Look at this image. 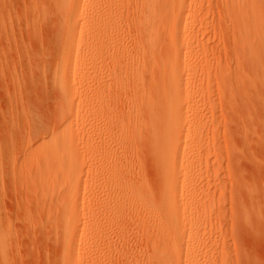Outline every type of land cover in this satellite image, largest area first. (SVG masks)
<instances>
[{
    "label": "rangeland",
    "instance_id": "1",
    "mask_svg": "<svg viewBox=\"0 0 264 264\" xmlns=\"http://www.w3.org/2000/svg\"><path fill=\"white\" fill-rule=\"evenodd\" d=\"M89 1L91 2H87ZM204 1L201 9H195L191 0H185L183 7L189 21L190 40L194 39V54L186 56L188 42H185L182 61L183 65L187 64L186 60L193 63L189 65L192 69L188 70L193 72L195 81L193 80L188 89L182 90V99L188 115L187 121L193 126L197 143L195 142L193 148L187 152L184 166L178 171L181 181L189 183L181 203L179 221L182 226L188 223L193 229V236L187 232L181 254L184 259L188 256L187 244L190 238H193L196 241L195 253L200 254L202 264H264V34H261V31L264 33V24L257 28L246 24V29L243 22L227 14L225 0H210V3L209 0ZM70 2L0 0V231L2 230L5 238L1 243L0 252L4 251L3 256L7 254L5 257L0 256L4 259H0V264L2 261L4 264H65L64 251L68 248L69 241L67 234L72 226L69 221L72 209L65 196L69 195V189L75 183L66 172L71 168L85 170L86 173L93 170L92 174L83 175L78 198L88 202L90 200L95 205L99 204L100 200L102 203L108 193L107 187L103 189L106 188V194L101 191L102 186L107 185L106 181L103 184L102 180L107 174L105 179L109 177V161H113L110 157L114 154H117L118 158L116 155L115 158L122 168L121 173H124L121 180L124 187L126 186L123 193L126 194L128 202L123 201V204L127 202L123 211L125 214L121 215L122 219L117 223L120 226L114 228L116 232L114 229L107 231L109 236L101 237V240L100 235L95 234L99 238L96 237L93 243L91 242L90 256H93L92 259H101L97 258L99 261L91 264H100L102 259L104 263L101 264H158L149 261V258L154 254L155 246H162L164 242L158 241L156 234L153 235L154 223H150V227L144 225L146 214L140 210L135 196H145L150 203L157 202L161 191V176L159 175V179L156 175L160 173L157 167H154L157 164L152 157L150 142H147L150 139L146 138V130H142L147 142L145 145L150 146L152 153L134 133L135 126L140 123L136 121L139 124L135 125V119L130 118L128 114L132 103L136 102H133L137 99L136 96L139 97V90L130 76L133 66L127 62H132L130 59L137 52L134 47L142 19L139 16L140 0H121L124 15L119 26V37L122 33L120 45L122 48L126 47V50L124 49V58L119 60L125 59V63L118 61V66L112 62L115 52L112 42L109 45V42L105 41L100 47V43L98 45V42L87 38L83 45L94 46V49L89 54L82 51L84 58L79 59L66 73L72 83L77 72L84 69L87 73L92 105L89 104L86 112L94 113L95 110L99 111L96 107L98 101L93 99L96 91L101 89L100 87L105 88V85L111 86L112 79L109 76L114 73V66H118L117 71L123 73L121 76L125 80L123 79L121 88L112 87L117 100L114 98V109L116 108V113L122 116L120 118L114 111L120 122L116 121L118 125L114 123L113 134L116 128L121 129H117L118 133L114 136L120 142L123 140V143H117L120 148H116L117 145L110 147L107 141L105 142L107 137L102 138L106 129L102 130L103 134L95 130L103 119L94 117L95 119L89 121V125L95 128L84 133L86 139L94 138L93 150L79 145L71 164H64L66 172L60 177L48 178L43 173V161L38 153L48 148L52 135L56 136L64 128L62 125L66 120L62 114L64 100L58 83L61 79V64L66 56L64 44L68 35L64 30L69 22ZM89 3L87 5L92 4L93 0ZM96 3L101 2L94 0V6L92 4L88 6L90 8L87 7V12L80 18V24L97 18V11L93 10H97L99 6ZM194 14L196 18L199 17L195 22L190 17ZM250 29L258 30V34L249 31ZM96 31L98 30L94 28L93 34L98 33ZM100 50L109 57L113 65L110 66L111 62L109 63L102 52L101 56ZM108 51L112 53V57ZM102 57L106 66L102 63ZM85 58L91 60L90 62L87 59L92 65L83 68ZM103 65L110 70L106 71ZM120 66L124 70L121 71ZM102 74L106 75L101 80L105 81L109 77L110 85L99 81L98 76ZM72 89L79 90L78 81ZM143 98H140L142 102ZM140 100L138 98L139 102ZM186 100H190V105H186ZM142 102L139 107L135 104L137 109H142L141 105L145 103ZM154 110L159 114L156 107ZM119 131H123L122 135ZM114 149H119V152ZM108 151L115 153L110 155L111 152ZM104 155H109V161L108 156L107 160H103ZM104 167L108 168L107 172L100 170ZM157 190H160L159 193ZM152 193H157L158 196L153 195L158 198ZM85 201H82V207L85 206ZM97 209L93 211L96 213L95 224L101 216ZM80 211L81 207L77 211L78 217L81 216ZM108 214H105L106 217L110 216H107ZM91 215L81 218L82 225L94 223ZM4 232H7L6 237ZM162 250L165 256H172L175 252L169 244H164ZM109 254L112 255L109 257ZM190 256L195 255L190 252ZM84 263L87 264L79 262Z\"/></svg>",
    "mask_w": 264,
    "mask_h": 264
},
{
    "label": "bare ground",
    "instance_id": "2",
    "mask_svg": "<svg viewBox=\"0 0 264 264\" xmlns=\"http://www.w3.org/2000/svg\"><path fill=\"white\" fill-rule=\"evenodd\" d=\"M70 1L71 2L69 4V7H70L69 22L64 30V32L68 35V39L67 41H65V44H64V53L66 56L60 68V72H61L60 78L61 79H59V83H58L59 85L56 83L59 86L58 89L61 90L60 93H61V97L63 98L61 99L64 100V104L62 102V105L64 107V109L62 107L63 109L62 114L65 115L66 120L64 124L62 125V127L64 128L61 129L56 136L52 135V140L48 148L44 151H41V152L39 151V153L37 152L39 154V157H41L43 161V170H44L43 173L46 174L48 178L50 177L53 178L55 176L60 177L64 175V173L66 172V170H64V164L65 165L71 164L72 159L74 155L77 154V150H79L78 148L80 146L83 148L89 149V150H91L94 147V141H95L94 138L90 136L91 138L87 137L88 139H86L84 135V133L87 130L90 131L92 128H95L89 125V121L93 119L94 117L95 118L100 117L101 120L103 119L101 123L98 122L99 124L98 126H96L95 130L99 131V133L102 132V134L104 132L102 130H105V129L107 130V131L105 130V133L106 132L108 133L107 134L104 133L105 136H103L102 138L107 137V140H105V142L107 141V144L110 147L114 145L118 146L120 142V140L119 139L117 140L114 136L118 128H116V132L113 134L114 132L113 130H115L114 123L116 121H118L119 123L120 121L117 120L118 117L116 116L118 114L116 113V110H115L116 108L114 109V106L116 104L114 103L115 102L114 98L116 97V93H114L115 90L112 87L114 86V87L121 88L120 86H123V79H124L121 76V74L123 73L122 72L118 73L117 71V68L119 66L117 63L118 61H121L119 60L121 59V57L125 56L124 49L126 50V47L124 48L123 46L122 48L120 45L121 43L120 37H122V33H121V36L119 37V26L123 18L122 16L124 15L123 14L124 12L122 10L124 9V7L121 6L123 2L121 3V0H100L101 2L100 4L96 3V5H99L97 10L93 9L95 10L94 12L97 11V18L94 20L92 19L91 22L89 21L86 22L87 21L86 20L84 24H80L79 21H80L81 16L86 10H88V8H90L88 6L92 5L94 3V0L92 4H90L92 0L91 2L89 1L90 3L87 2L88 0H70ZM97 1L99 3V0ZM140 1H141L140 2L141 8L139 9L140 10L139 16L140 18L142 17V19H141V22L139 24V29H138V32H139V35L137 36L138 40H136L137 38L135 39L137 43H136V46L134 47L137 49V52H136V55L133 56V58L129 56L132 60L130 58L128 59H130V61L132 62H129V61L128 62L126 61V62L129 64H132L133 66L130 69L132 71L130 76H131L132 81L134 82L133 84H135L137 86V89L139 90L138 91L139 97L137 95L136 96L137 99H135L133 102L136 101L135 102L136 106L138 105L140 106V103L142 102V99L140 100V98L144 97L142 103L144 102L145 103L143 106L141 105L142 109H137L135 104L131 102L132 108L131 109L129 108L130 112H128V114H130L131 116L130 118H133V120L135 119L134 121L135 125L138 122L140 123V124L138 123L139 125L137 124L138 126L134 125L136 129L133 128L135 129L134 133H136L138 140H140V142L141 140H143L144 145L145 143L150 142L149 145L151 146L153 150L152 157H154L156 161L155 163L157 164V166H154V167L155 168L157 167V170L160 173L158 174L156 172L157 173L156 175L161 176V179L159 176L161 188H159V185H158V188L161 189V191L157 190L158 193L160 191L159 198L157 197L158 196L157 193H152V195L157 194V196L153 195L155 196V198H158L157 202L152 200L153 202L151 201L152 203H150L148 202L149 200L145 198V196L139 197L137 195L138 197L137 196L135 197L137 199V203L139 204L138 206L141 207L140 210H142L146 214V217H147V218L146 217L144 218V221H143L144 225L148 227L150 223L151 224L154 223L155 232H154V229L151 227L153 230L152 232H154L153 235L155 236L156 234V237H158V241L161 240L162 243L164 242V244L171 245L175 250L172 256H165V254H163L164 251L162 250V247L164 244L162 246L154 245L155 246L154 254L149 258V261L153 263H158V264H192V263L202 264L199 258L200 254L195 253L196 241L193 240V238L192 239L190 238L189 243L187 244V249L189 252L188 256H186V258L184 259V257L181 254V251H182L181 247L185 241V238L187 237V232H190L191 236H193L192 235L193 229L189 226L188 223H185L182 226V224H180V221H179L180 220L179 217L181 213L180 211L181 203L184 199V193L187 190L189 183L181 181V177L178 174V171L182 166H184L183 163H184L185 158L187 157V152L193 148L195 142L197 143V139L193 135V126L187 121L188 115L184 109L183 105L185 103L183 102V99H182L183 98L182 90H184L185 88L188 89L191 83L193 82V80L195 81V76L193 72L188 70L189 68H191V66L189 65H193V63L190 62L189 60H186L188 64L187 66V64L183 65L184 62L182 61V56H183V51H184L183 46L185 42H188V45L186 47L187 49L186 56H191L194 54V45H193L194 39L190 40V36L188 34L189 21L187 20L186 14L184 13V10H183V7L185 6V0H140ZM86 2L89 3L90 5H87ZM204 2H205L204 0H191V5L195 9H197L198 7L201 9L202 7L201 5ZM209 3H210V0H209ZM224 5H225L224 6L225 9L227 8L226 9L228 12L227 14L228 15L230 14L233 17H235V19L237 18L236 20L243 22L244 24L243 23L242 24L244 26L246 24H251L252 26H255V28H257L258 26L264 24V1L263 0H225ZM121 7L123 8L121 9ZM190 17L192 18L193 22L199 19V17L196 18L195 14L190 15ZM94 28L98 30L96 31L98 33L93 34L92 30ZM262 29L264 32V27ZM249 31H254V30L250 29ZM254 33L258 34V30L255 29ZM124 34L125 33H123V35ZM261 34H264V33H262L261 31ZM87 38L92 39L93 41H96V43L98 42V45L100 43V47H102L105 44V41H108L109 45L114 44L115 49L112 48L113 46L111 47L113 50H115L112 62L118 65V66L117 65L114 66L115 67V71L113 68L114 73H112L111 75L109 74L110 75L109 77L112 79V82L110 83L111 86L106 87L105 85L106 83H104L105 88L100 87L101 89L96 91L97 93L93 97V99L98 101V106L96 107L99 111L96 112L95 110L94 113L96 114H94L92 111L90 113L86 112V109L91 103V97L89 93V79L84 69L80 70L79 73L77 72L74 75L73 83L70 82L66 76V73L69 70V68L76 65L79 62V59H81L84 56V54H82V51L85 54L86 53L89 54V52H91L92 49H94L93 45H92L93 47L83 45V41L85 39L87 40ZM106 45L104 47H106ZM112 49H110V51ZM101 52L102 51L100 50L99 53L101 54ZM108 52H106L107 55L110 56L111 54V57H112V53L109 52L110 54H108ZM102 54L105 55V53L103 52ZM129 55H132V54H129ZM127 56L128 55H126V58ZM103 57L101 58L102 63L105 64V62H103ZM108 58L109 57H107L106 59ZM85 59L87 60L88 58H85ZM86 60L83 62V65H82L83 68H86L89 65H92L90 64L91 60L88 59L90 62L88 60L87 62ZM110 60L112 59L110 58ZM97 61L101 63L99 59ZM108 61L106 60L107 64H108ZM122 61H121L122 64L125 63L124 62L125 59L123 62ZM110 62L111 61H109V63ZM112 62L110 66L113 65ZM101 65H100V68H101ZM130 67L131 66H129V68ZM80 69L82 68L80 67ZM107 69L108 68H106V71ZM122 69L123 68H121V71ZM126 74L128 73L126 72ZM105 75L106 74H102L100 77L98 76V79L100 82L103 81V82L108 83L111 81L110 78L107 77L108 74L106 76L108 79L105 78L107 80L105 81L101 80L103 79V77H105ZM145 75L147 76L149 75L150 78L146 76L148 78L146 79ZM125 77H127V75ZM77 81H78L79 90L72 89V87L74 88L76 86ZM101 85L103 84H100V86ZM113 93L115 95H113ZM138 98L141 102L138 101ZM190 103H191L190 100H186V105H190ZM152 105L154 106V108H151ZM155 107L157 110L156 112H159V114L154 112ZM114 111L117 115L114 114ZM59 113L61 112L59 111ZM136 121L138 122L136 123ZM118 123L116 125H118ZM118 130H121V129H118ZM142 130L143 131L146 130L145 133H147V136H148L146 138L147 139L149 138L150 141L147 140L146 142L145 140L146 138L143 135ZM74 132L76 133L74 134ZM121 132L123 133V131ZM121 132L119 131V133L122 135ZM116 137H120V135L118 136L116 135ZM124 137L126 139V136ZM199 140L198 142H200ZM120 143L122 144L123 140ZM149 145L147 144L148 148L150 147ZM116 148H120V146ZM110 150L112 151L113 148L112 149L110 148ZM114 150L116 151L117 149H114ZM111 151H108V152L110 153ZM115 151L113 153H115ZM117 151L119 152V149ZM150 152L152 153L151 149H150ZM113 153L111 152L110 155ZM115 155H116V158H118L117 154H114L112 157H110V158H113L112 159L113 161L110 160L111 162L109 161V155H107L108 160H107V156L104 155L105 157L104 156L102 157L103 160L104 158H106V160L109 161L110 164L108 167H111L108 179L107 180L105 179L108 176L107 174V176L106 175L104 176L105 180L104 179L102 180L104 181L103 184L106 181L107 185L104 184V186H102L103 188L101 191H103L106 194L105 192L107 191L106 188L105 190L103 189L104 187H107L108 189L107 191L108 195L107 194L105 195L106 199L103 198L105 200L102 199L103 200L102 203L100 200V203L98 201L99 204L95 205L90 200L89 202L86 200L87 201L86 202L85 200H80L78 198V195L81 192V188H82L81 179L83 178V175L86 173L85 170L71 168L70 170L66 172L69 174V177L72 178L73 182L75 183L69 189V195L65 196L67 201L70 202V207L72 209L69 214V221L72 223V226L70 227V230H68L69 232L67 234L68 236L67 239L69 240L68 248L64 251L65 264H79V262H82V261L86 262L87 264L88 262L91 264L92 262L96 263V261H99L98 259H101V258L97 257L98 258L97 259L95 258L96 256H94L95 259H92L91 257L93 256H90L92 253L91 244L93 243V240L98 236V235L95 236V234L96 233L99 234L100 235L99 237L101 240L102 238H106L107 236H109V234H106L108 233L107 231L111 232V230H113L117 226L118 227L120 226V225H117V223L120 222L119 220L121 218V215L125 214V213L123 214V211L126 209V207L124 206L127 204L128 200L125 197L126 194L123 193L125 191L126 186L124 187V183L121 180L123 177V176L121 177L123 172L121 173L120 169L122 168H120L121 166L120 164H118L119 162L115 158ZM107 161L106 163H108ZM104 168H100V170L106 171L108 169L106 168L104 170ZM93 172H94L93 170H89L86 174L90 175ZM124 172H125V169H124ZM159 179H158V182H159ZM149 189L151 190V188ZM101 196L103 197L102 194ZM148 196H150V194H148ZM82 201L83 202L85 201L86 203H88L87 206L85 203L86 207L81 206L83 205ZM123 201L124 202L127 201L126 204H123ZM79 207H81V211H80L81 216L78 217L77 211L79 210ZM95 208H98L97 209L98 211L97 210L96 211L100 213L99 215H101L99 216V220L97 223L100 225L98 227L95 226L97 225L95 224L97 220L94 221L95 220L94 214L96 213H94L93 211H95L94 210ZM101 211L102 212L104 211V213L102 214ZM87 214L93 215V216L91 215L90 217L94 218V219L92 218L93 220L91 219L94 223L92 224L88 223L89 225L86 224L84 226L82 225L81 218L82 217L86 218V216H88ZM105 214H108L107 216L109 215L110 216L106 217ZM1 231H0V247H1L2 241L5 239L3 238V233ZM114 231H112L113 234L116 232ZM6 233L4 234L5 237H6ZM99 237H97V239ZM156 237L154 238L156 239ZM4 243L7 244V242H4ZM6 247H5V250H6ZM190 252L194 253L195 256L194 257L190 256ZM2 253L0 252L1 254L0 256L2 257H5L7 255L6 254L3 256ZM111 255L112 254H109V257ZM0 259L2 258L0 257ZM107 259H105V261ZM102 260L104 261V259ZM102 260L100 261V264L104 263ZM193 260H195L196 262ZM2 264H4L3 261H2Z\"/></svg>",
    "mask_w": 264,
    "mask_h": 264
}]
</instances>
